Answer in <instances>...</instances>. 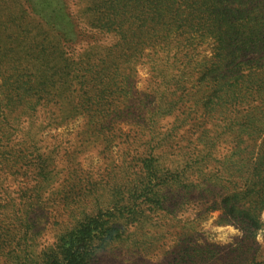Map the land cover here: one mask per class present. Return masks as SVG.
I'll return each mask as SVG.
<instances>
[{
    "label": "trees",
    "instance_id": "1",
    "mask_svg": "<svg viewBox=\"0 0 264 264\" xmlns=\"http://www.w3.org/2000/svg\"><path fill=\"white\" fill-rule=\"evenodd\" d=\"M104 5L90 25L111 34L108 46L94 43L74 55V48H65L74 45L72 39H57L54 31L41 55L46 86L32 93L29 80L13 78L23 98L15 117L0 111V163L15 160L14 126L52 103L60 120L86 119L85 143L127 140L130 135L119 125L135 120L140 129L134 140L142 150L127 160L135 168L133 178L108 186L106 200L83 211L39 256L26 249L30 227L8 234L9 250L4 246L0 253L18 264H92L108 245L123 240L127 225L148 218L146 210L176 208L197 189L218 196L222 221L253 238L264 212V0H105ZM205 43L210 57L195 61L197 46ZM138 59L151 72L152 88L134 113L130 96ZM7 61L3 56L0 70L17 68ZM110 83L115 89L108 92ZM166 116L171 127L162 130L159 122ZM25 151L19 155L26 165L44 176L47 157L37 147ZM188 263L194 262L180 257L177 264Z\"/></svg>",
    "mask_w": 264,
    "mask_h": 264
},
{
    "label": "rangeland",
    "instance_id": "2",
    "mask_svg": "<svg viewBox=\"0 0 264 264\" xmlns=\"http://www.w3.org/2000/svg\"><path fill=\"white\" fill-rule=\"evenodd\" d=\"M104 2L0 0V62L6 56L7 62L17 63L15 70H0V111L7 112L8 118L20 112L18 105L23 97L20 82L16 84L13 79L16 75L21 82L30 81L32 93L46 86L42 81L47 74L42 69L41 55L54 41V31L60 36L57 39H72L74 45L65 48L69 52L74 48V55L94 43L106 47L112 42L111 34L96 32L90 25L91 15L99 16L105 11ZM47 21L54 30H50ZM210 55V45L205 43L197 46L194 60L199 62ZM18 56L21 58L15 59ZM142 62L138 59L134 63L136 78L130 96L134 113L140 109L136 104L152 88L151 72ZM46 80L49 81L47 77ZM105 87L108 92L115 89L112 83ZM8 97L13 104L9 105ZM122 106L117 108L121 110ZM85 120L83 116L60 120L56 107L47 103L35 116L23 118L14 126L17 129L13 141L18 142L13 147L15 160L2 159L0 163V248L6 246L5 251L9 250L8 234L10 238L18 229L30 227L26 249L39 256L83 211L91 212L96 201L106 200L108 186L133 178L135 168L127 160L142 150L134 140L140 129L135 120L127 118L119 125L130 138L118 137L111 144L97 140L85 143L89 128ZM171 120L168 116L160 120L162 130L171 127ZM179 134L187 136L182 129ZM32 147L47 157L42 177H38L35 166L26 165L27 159L19 155L25 148L31 152ZM220 150H224L223 146ZM214 190L218 191V187ZM218 203V196L197 189L190 202L176 208L146 210L149 217L127 225L123 240L108 245L92 264H177L180 257L194 262L188 264H237L252 257L263 260L264 212L260 216L263 225L251 238L235 223L222 221L225 216ZM229 228L235 232H229ZM0 264L18 263L0 253Z\"/></svg>",
    "mask_w": 264,
    "mask_h": 264
},
{
    "label": "clouds",
    "instance_id": "3",
    "mask_svg": "<svg viewBox=\"0 0 264 264\" xmlns=\"http://www.w3.org/2000/svg\"><path fill=\"white\" fill-rule=\"evenodd\" d=\"M228 231L229 232H235V229L229 228ZM221 239H223V237H221ZM257 239H259V236L257 237Z\"/></svg>",
    "mask_w": 264,
    "mask_h": 264
}]
</instances>
